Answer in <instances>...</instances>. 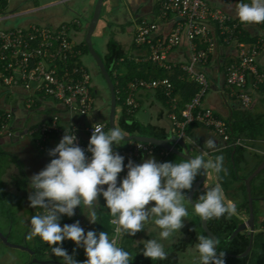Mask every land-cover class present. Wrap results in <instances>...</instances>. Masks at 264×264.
Here are the masks:
<instances>
[{
    "label": "built area",
    "instance_id": "built-area-1",
    "mask_svg": "<svg viewBox=\"0 0 264 264\" xmlns=\"http://www.w3.org/2000/svg\"><path fill=\"white\" fill-rule=\"evenodd\" d=\"M13 1L0 0V93L21 92L27 110L48 107L49 115L46 121L30 127L24 135L12 129L15 112L10 109L1 110L0 137L24 139L27 135L35 140L41 150H46V145L51 150L65 133L75 134L76 143L91 158L87 148L93 130L99 125L107 133L109 128L108 121L90 120L96 110V100L92 94V75L86 65L78 64L77 61L82 60L83 53L71 37L74 25L77 23L81 26V23H63L56 27L30 24L14 29L2 28V22L34 12L18 8L10 10ZM162 24L170 30L166 35L157 37ZM214 32L226 44H235L238 48V60L226 67V86L239 100L242 108L248 109L252 104L253 94L264 85V63H260L264 52V38H258L251 43L241 41V23L223 10L211 7L208 0H163L155 20L142 18L137 21L134 44L137 49L142 50V54L134 58L136 61H151L166 70L179 67L201 89L186 104L182 120H178V101L174 97V85L169 78H135L127 86L123 107L125 113L133 117L138 112V93L141 90L163 91L169 99V116L181 137L185 136L188 126L198 124L213 130L228 142V122L212 108L203 106L210 87L206 66L215 47ZM184 43H187L190 50L189 61H170L169 53ZM60 108H64L65 113ZM230 146L243 147L246 144L242 139H237ZM154 150L155 146L137 141H130L125 147L114 146V151L125 157V166L129 159L138 164L145 154H151ZM126 174L127 167L118 177H125ZM44 211L33 208L32 216L42 215ZM79 215L78 206L73 217L64 215L61 221L74 219ZM247 220L248 218L245 219ZM111 226L113 232L109 238H115L116 246L121 247L124 235L116 237L115 226Z\"/></svg>",
    "mask_w": 264,
    "mask_h": 264
},
{
    "label": "clouds",
    "instance_id": "clouds-1",
    "mask_svg": "<svg viewBox=\"0 0 264 264\" xmlns=\"http://www.w3.org/2000/svg\"><path fill=\"white\" fill-rule=\"evenodd\" d=\"M236 10L242 24L264 23V0L238 3ZM125 137L119 127L106 133L97 125L87 148L91 153L89 158L76 143L75 134L65 133L48 152L54 158L30 178V188L34 190L28 196L30 207L45 211L31 217L32 230L28 238L39 236L50 246L52 254L62 258L63 264H81L63 248L65 240L84 248L87 259L83 264H130L134 258L117 247L116 239L110 240L105 231L89 230L85 234L79 221L61 226V217H73L81 204L90 210L87 218L94 224L97 221L96 205L102 195L113 217L110 223L115 226L116 237L135 236L154 218L155 225L161 229L159 238L168 240L181 231L184 218L188 216L184 190L192 188L201 172L207 174L209 169L217 174L227 171L223 167L222 155L216 156L214 161H205L203 155H198L182 163L158 162L153 157L136 164L129 159L125 166V157L114 151V146H121ZM204 146L216 149V141L206 139ZM125 167L127 174L118 186V176ZM199 201L194 204V210L204 222L225 215L231 218L236 213L235 203H225V194L219 183L200 195ZM197 239L199 264H225V253L217 254L216 251L218 239L205 235H198ZM143 255L151 260L168 258L164 245L157 239L145 241Z\"/></svg>",
    "mask_w": 264,
    "mask_h": 264
},
{
    "label": "crops",
    "instance_id": "crops-1",
    "mask_svg": "<svg viewBox=\"0 0 264 264\" xmlns=\"http://www.w3.org/2000/svg\"><path fill=\"white\" fill-rule=\"evenodd\" d=\"M161 1L163 0H105L96 34L101 37L109 31V33L113 32V34L121 35L122 38L120 40H112L118 43L125 52L129 53L128 56H140L142 50L137 49L134 44V35H131L132 26L142 18L155 20L159 13ZM208 2L211 7L223 10L234 20L240 22L237 16L236 5L238 3H250L251 0H208ZM96 3L97 0H88V5L82 11L78 8V0H17L14 4V9L34 10L31 14H38L37 16L40 17V20L43 19V24L40 26L56 27L63 23L72 24L76 21L83 20L84 18H82V16L85 18H88L90 15L92 16ZM49 7H56L58 9L54 11V15L47 19L44 17L42 11ZM22 17L24 18L25 16H21L20 18ZM20 18H17L16 20ZM35 24L39 25V23ZM241 25L244 34L240 39H242L243 36L245 39L254 40L264 38V23L258 25H245L241 23ZM85 26H83L82 23L81 26H78L76 23L71 30V37L74 38L75 34L81 37L84 28L86 30ZM126 30H128L131 37L126 35ZM169 30L168 26L162 24L157 33V37L166 35ZM77 40L78 42L75 44L80 45L82 41L80 39ZM215 40L214 51L212 52L210 60L206 66V73L210 87L203 100V106L212 108L226 121H230L238 116L246 118L247 120L243 123L245 125L243 129L246 128V131H252L253 134L261 130V136L259 135L258 140L248 139L247 137L242 139L246 146H243L241 152L238 153L239 157H243V161L240 165V174L247 175L252 170L254 171V168L264 160V85L261 86L259 91L253 94L251 106L248 109L242 108L239 100L236 99L232 94V91L226 86V67L238 60V48L235 44H226L217 32ZM107 53L108 49L105 52V56ZM189 56V47L187 43H184L182 46L171 51L168 58L172 62L187 63L189 61ZM260 63H264V52L260 57ZM255 94H257V97ZM138 101L140 103V109L133 116V119L138 124L143 127H153L159 133L165 134L167 136L166 138L178 141L183 140L192 153L197 156L203 155L205 161L209 159L214 161L216 156L221 155L223 156L224 161L227 159L226 152L230 149V144L211 129L198 124L190 125L186 128L187 131L185 132V136L181 137L169 116V105L163 102V99L157 94V92L141 90L138 93ZM24 102L25 100L22 97L21 92L0 93V111L9 109L13 110L15 112V120L12 123V129L25 135L27 129L48 119L49 109L48 107H39L27 110ZM257 102L261 106L259 109H257ZM60 111L65 113L64 108H60ZM103 113H105L104 107H102V112L99 110L97 112L95 110L92 119L95 121H108V116L105 117ZM64 118L66 119L67 117ZM238 129H242V126ZM206 139H214L216 141V149L206 148L204 146ZM178 141L174 146L175 148L182 150ZM126 145L127 144L120 147H125ZM48 152L49 145H46V150H41L38 148L35 140L27 135L24 139L9 136L0 137V191L2 192L0 195L2 197L4 195H11L23 199V206L20 213L22 214V221H25L26 226L30 228L29 230H32L31 223L29 224V222L33 213V208L30 207V202L28 200L30 192L33 191V189L30 188V178L44 169L50 162L52 158L48 155ZM173 155L174 154L168 153L161 148L155 149L153 153L145 154L139 160L138 164L142 163L144 159L153 157L158 162L182 163L186 161L178 156L174 157ZM201 175L202 172L196 177L194 183L201 177ZM123 178L124 177H118V186ZM218 183L220 184L217 173H215L214 170L209 169L206 183L197 191L195 195L196 199H199L200 195H203L209 188L215 187ZM104 188L106 190L107 186L105 185ZM236 188H239L238 184H236ZM184 192L186 194L184 205L188 211V216L184 219V227L181 231L174 233L168 240H161L159 238V232L161 229L155 225L154 218H152L145 224V229L140 231L137 242L144 245L147 240L157 239L164 245V249L166 250L175 244L190 240L192 237L188 235V229L193 227L195 229L193 233L195 239L194 247L193 249H190L188 256L185 255L183 257L184 259L188 258L190 260H195L199 258L196 244L198 243L197 237L201 234L194 225L197 214L187 200V193L189 191L184 190ZM224 194L226 204L229 202L235 203L227 197L225 191ZM234 195H236V192ZM259 202L262 205L260 207L264 208V199H261ZM2 203L5 205L4 201H2ZM151 206H154V202H151ZM108 210L110 209L106 207V201L101 195L99 197V204L96 205V223L93 224L89 222L87 216L90 210L81 204L79 217L62 220L60 221V224L63 227L64 224H72L79 221L80 226L85 230V234L89 230H94L99 233L101 213ZM26 212H29V214L26 215ZM24 239L26 243L28 240L26 237ZM62 246L67 250L69 255H75V259L83 264L84 260H81V254L78 255V250L84 249L83 247H77L71 240H65ZM75 250L77 252H75ZM191 251H195V255L190 254ZM50 255L54 256L51 252L49 253V256ZM50 260L63 262L62 258L59 257L51 258Z\"/></svg>",
    "mask_w": 264,
    "mask_h": 264
},
{
    "label": "trees",
    "instance_id": "trees-1",
    "mask_svg": "<svg viewBox=\"0 0 264 264\" xmlns=\"http://www.w3.org/2000/svg\"><path fill=\"white\" fill-rule=\"evenodd\" d=\"M243 34L242 30L241 36ZM241 40L247 43L255 41L254 39H245L244 36ZM201 46L203 47V45ZM79 48L82 50L83 56L85 53L90 54L85 43V39L80 43ZM102 58L115 85L117 94V109L122 111L118 117L117 126L127 136L140 135L156 137L158 139H166L167 137L165 134L159 133L153 127H143L138 124L133 117L128 116L123 110L124 102L127 96V86L135 78H143L146 80L169 78L174 85V97L178 101L176 109L178 120H182V113L186 104L191 102L201 89L199 84L190 80L187 74L179 67L172 70H166L153 64L151 61H136L134 57L128 56L124 49L113 40L108 43V53ZM77 62L78 64H83L80 59ZM92 94L94 96V93ZM157 94L161 96L165 104L169 105V99L164 95L163 91H158ZM1 113L2 112L0 111V114ZM246 120V118L238 116L234 117V119L230 121H227L230 126L228 144L233 143L237 139H244L246 137L248 139L258 140L259 135L261 136V130L255 134H253L252 131H246V128L243 129L245 126L243 123ZM240 126H242V129H238ZM109 131L110 129L108 132ZM128 143L129 142H126L125 144ZM241 148L242 147L231 146L230 149L227 150V159L225 161L223 160V167L227 171L226 173L222 171L217 174L218 180L227 197L231 201L235 202L236 213L232 215L231 218H227V215H225L219 219L213 218L208 220V227L219 240L218 254L219 252L225 253V264H264V230H262L264 228V215L260 217L261 215H259L260 212L257 205L261 199H264V183H262V185H260V183L258 184L260 177L264 174V171L252 182V196L255 200L254 213L256 224L251 253L245 258L236 257V255L243 254L247 250L252 236L250 229L240 232L231 242L228 241V238L233 231L237 229L240 224L245 222L246 218H249V198L244 181L252 174L253 170L247 175L240 174V165L243 161V157H239L238 153L241 152ZM155 149H159V147H155ZM173 156L177 157L176 155ZM258 165L254 168V170L258 167ZM262 181L264 182V180ZM236 184L239 185V188H236ZM235 192L236 195H234ZM196 200L200 202L199 199ZM112 218L110 210L104 211L100 216V231L107 232L109 237L113 232L110 223ZM194 225L197 227V230L201 235L207 236L201 227L200 217L198 215L195 218ZM194 231L195 229L193 227L188 229V235L192 238L187 242H180L171 248L166 249L165 251L168 253V258L162 261L151 260L143 255L144 245L137 242L140 232H138L135 236L124 235L122 248L134 257L130 264H194L199 262V258L190 260L188 258L184 259L183 257L185 255L187 256L190 249H193L194 247ZM10 235L11 234L7 236L10 238ZM34 242L36 243L35 248H32L28 242L24 244L35 252L34 256L31 255L32 258L47 260V255L51 252L50 246L45 245L37 236L34 237Z\"/></svg>",
    "mask_w": 264,
    "mask_h": 264
},
{
    "label": "rangeland",
    "instance_id": "rangeland-1",
    "mask_svg": "<svg viewBox=\"0 0 264 264\" xmlns=\"http://www.w3.org/2000/svg\"><path fill=\"white\" fill-rule=\"evenodd\" d=\"M16 1L17 0L13 1V5H11L10 10H12L14 8V6H15L14 4L16 3ZM55 8L56 7H54V8L49 7L47 9H44L42 11V13L44 14V17L49 19L50 16L54 15V11L58 9V8H56V9ZM37 15L38 14H28L24 18L22 17L18 20L12 19L9 21H5V22L1 23V27L5 28V29H9V28L14 29L16 27H20L19 25L28 26V25L33 24V23L34 24L39 23V25L43 24V19L40 20V17ZM82 18H84V19L80 20V21H81L82 25L85 26L91 20L92 16L90 15L88 18H85L84 16H82ZM18 23H20V24H18ZM136 29H137V22H135L134 25L132 26V30H131L132 34L131 35L135 34ZM86 31H87V29L85 30V28H84L81 37H79L77 34H75L74 38H72L73 42L77 43L78 42L77 39L84 41V39H85L84 35H86ZM126 35L131 37V35H129L128 30H126ZM121 38H122L121 35L113 34V32L109 33V31L106 32V34H104V36H101V37H99L95 32V35L93 36L94 48L102 57H104L105 52L108 49L107 43H109V41H111L112 39L113 40L116 39V41H117V40H120ZM127 55H129V53H127ZM82 62L84 65L87 66V68L90 70L91 75H92V86H93L94 97L96 100L95 101L96 111L98 112V110H99L102 112V107H104L105 113H103V115L105 117H107L109 114V107H110V94H109V90H108V87L106 85V82H105L104 78L102 77V75L100 74V72H99L98 68L96 67L95 62H94V60L90 54L85 53V55L82 57ZM256 95L257 94H255V96ZM259 108H261V106L257 102V109H259ZM118 111H120V110L118 109ZM119 115H120V112L117 114V118L119 117ZM92 118L93 117L90 116L91 121H93ZM125 143L126 142H122L121 146H124ZM118 147H120V146H118ZM262 179H264V174L260 177V179H259L260 181L258 182V184L260 183V185H262V183H264L262 181ZM1 193L2 192L0 191V194ZM259 196H260V194H259ZM2 201L5 202V205H3ZM257 205H258V210L260 212L259 215H261L260 217H262L264 215V208L260 207V206H262L260 204V202H258ZM22 206H23V199H21V198L19 199L18 197H14L11 195H4L3 197L2 196L0 197V230H1V232L5 233L6 235L11 234L9 241L13 245H16V246L24 245L25 244L24 238L26 237L28 240L27 241L28 244L32 248H35L36 243L34 242V237L32 239L28 238V235L31 232V230H29L30 228L26 226L25 221L24 222L22 221V214L20 213ZM9 212H11V213H9ZM25 214L28 215L29 212H26ZM24 220H25V218H24ZM9 232H11V233H9ZM75 252H77V251L75 250ZM79 254H81L80 255L81 260L85 261L87 259L84 249L78 250V255ZM190 254L195 255V251H191ZM73 256H74V258H76L75 255H73ZM47 257H48L47 260H50L51 258H55L56 256L55 255L54 256L47 255ZM0 264H41V263H35L34 258H32L30 253H28L27 251L22 250L20 248L9 247L0 240ZM52 264H54V263H52Z\"/></svg>",
    "mask_w": 264,
    "mask_h": 264
},
{
    "label": "water",
    "instance_id": "water-1",
    "mask_svg": "<svg viewBox=\"0 0 264 264\" xmlns=\"http://www.w3.org/2000/svg\"><path fill=\"white\" fill-rule=\"evenodd\" d=\"M78 1H79V6H78L79 10L83 11L85 7L88 5V0H78ZM104 2L105 0H97L96 6L94 7V10H93L92 18L86 26L87 31L85 35V43L88 47L91 57L93 58L95 62L96 67L98 68L100 74L104 78L106 85L108 87V90H109L110 107H109V114H108V125H109V129L111 130L113 127H118L117 126V122H118L117 114L120 111H118L117 109V94H116L115 85L112 81L110 72L108 71L102 56L96 51V49L94 48V44H93V36L95 35L98 23L102 16ZM130 141L144 142V143L153 145L155 147H159L165 150L166 152L172 153L184 160L195 158L197 156L191 152V150L189 149V147L186 145V143L183 140L178 141V140L171 139V138L158 139L156 137H150V136H140V135L127 136L126 135V137L124 138V141L122 142H130ZM177 141L181 145L182 150L175 148L174 144H176ZM263 171H264V160L252 172V174L249 175L244 181L246 184L248 198H249V218L247 221L240 224L239 227L233 231V233L229 236L228 241L231 242L240 232H243L247 229H250V231L252 232V236H251L250 244L247 250L243 254L236 255L237 258L247 257L251 253L252 248H253L256 220H255V213H254V201L255 200L252 196V182ZM207 176H208V171H207V174L202 172L201 177L193 184L192 188L189 190L187 194V200L193 208H194V204L198 203L195 195L197 191L201 189L206 183ZM200 222H201V227L203 231L205 232V234L210 237L212 236L215 237V235L211 232V230L208 227V221L204 222L200 219ZM0 240L9 247L20 248L22 250L27 251L32 256L35 255V252L32 251L26 245H21V246L13 245L9 241V237L1 231H0ZM216 251L218 254V246H217ZM34 262L41 263V264H52V263L63 264V262L52 261V260H40L38 258H34ZM194 264H199V262L194 263Z\"/></svg>",
    "mask_w": 264,
    "mask_h": 264
},
{
    "label": "flooded vegetation",
    "instance_id": "flooded-vegetation-1",
    "mask_svg": "<svg viewBox=\"0 0 264 264\" xmlns=\"http://www.w3.org/2000/svg\"><path fill=\"white\" fill-rule=\"evenodd\" d=\"M29 224H30V222H29ZM27 242V241H26Z\"/></svg>",
    "mask_w": 264,
    "mask_h": 264
}]
</instances>
